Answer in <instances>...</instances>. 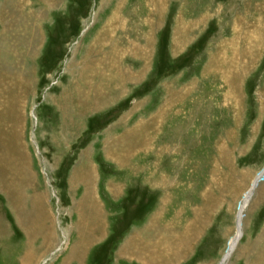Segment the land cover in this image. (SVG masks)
Masks as SVG:
<instances>
[{
  "label": "rangeland",
  "instance_id": "rangeland-1",
  "mask_svg": "<svg viewBox=\"0 0 264 264\" xmlns=\"http://www.w3.org/2000/svg\"><path fill=\"white\" fill-rule=\"evenodd\" d=\"M167 175L135 260L264 264V0H0V264H138Z\"/></svg>",
  "mask_w": 264,
  "mask_h": 264
},
{
  "label": "bare ground",
  "instance_id": "bare-ground-1",
  "mask_svg": "<svg viewBox=\"0 0 264 264\" xmlns=\"http://www.w3.org/2000/svg\"><path fill=\"white\" fill-rule=\"evenodd\" d=\"M33 1H35V0H33ZM27 4V3H26ZM29 5V4H28ZM27 15L28 16H30V18H32V15H31V13H27ZM26 27V26H25ZM29 29H30V27H29ZM19 36V35H18ZM22 36H24V35H22ZM21 37V36H20ZM25 37V36H24ZM11 39V38H10ZM20 40H21V38H19ZM18 37L17 38H15V39H13L12 38V42H17L18 43ZM8 40V39H7ZM19 40V41H20ZM3 41V40H2ZM10 43H11V41H9ZM20 43V42H19ZM19 43L18 44H16L15 43V45H19ZM21 44V43H20ZM7 45V44H6ZM13 45H14V43H13ZM14 47V46H13ZM15 48V47H14ZM19 48H20V46H19ZM239 52V51H238ZM13 53H15V52H13ZM235 53V52H234ZM234 55V57H235V54H233ZM237 56V55H236ZM221 58H223V56L221 57ZM220 58V59H221ZM226 58V57H225ZM212 63V62H211ZM216 63L217 64H225V65H227V59L225 60V62H220V60H218V59H215L214 61H213V67H214V69H215V67H216ZM229 64V63H228ZM221 65V66H222ZM111 67L112 68H114V70L116 71V68L114 67V65L113 64H111ZM93 69H96V71L98 72V68L97 67H95V68H93ZM119 69V68H118ZM217 69H218V67H217ZM230 69V68H229ZM218 71H219V69H218ZM91 72H92V76H95L96 74L94 73L95 71L94 70H91ZM100 72H102V71H100ZM211 72V71H210ZM212 72H213V70H212ZM121 73H122V70H121ZM224 74V73H223ZM228 74H229V72H228ZM89 77L91 78V75H89ZM87 79L89 80V78H88V76H87ZM85 80V79H84ZM113 83H115V77H109V76H106V77H104L103 79H101V82L99 81V82H94V83H92V82H90L89 84H87V83H82V85H81V89H80V91H81V93H83L84 95L85 94H87V92H89L88 90H91V89H94L93 91V93H94V96L95 95H99V96H101V95H103L106 91H107V89H112V88H114V87H112V85H113ZM112 87V88H111ZM87 90V91H86ZM96 97V96H95ZM183 97H185V95H183ZM168 103V102H167ZM198 103V102H197ZM63 104H64V102L63 101H61L60 103H59V106H63ZM198 105V104H197ZM168 106H170L169 105V103H168ZM171 108V107H170ZM165 110H170V109H166L165 108ZM208 110V109H207ZM163 111V110H162ZM164 112V111H163ZM183 113V112H182ZM186 113V112H185ZM199 113V112H198ZM206 114V113H205ZM207 114H208V112H207ZM169 115L170 114H167V116H166V119H165V122H167L168 120H169ZM179 115H181V113L179 114ZM198 115H200V114H198ZM197 115V116H198ZM208 116H209V114H208ZM208 116L207 115H204L203 114V117L202 118H200L201 119V121H202V119H204V117H206V123L208 122L207 121V119H208ZM163 117V116H162ZM185 117H187V116H185ZM193 117V116H192ZM196 117V116H195ZM163 118H165V117H163ZM197 120V119H196ZM162 123H164V122H162ZM195 123V122H194ZM203 124V127H201L202 128V131H200V129L198 128V127H192V126H190L191 127V131H189V133H186V135H184L185 137L187 136V135H193L195 138H198V135H199V133L201 134H203L204 132H205V129L204 128H206V126H207V124L205 125L204 123H202ZM186 124H184V126H185ZM191 125V124H190ZM205 126V127H204ZM178 130H180L179 128H178ZM186 130H188V128H186ZM185 130V131H186ZM190 130V129H189ZM207 130V129H206ZM184 132V131H183ZM177 133H179V132H177ZM183 134V133H182ZM167 135V134H166ZM176 138V137H175ZM187 138V137H186ZM189 138H190V136H189ZM188 140V139H187ZM195 140V139H194ZM193 140V141H194ZM190 141V140H189ZM173 142V141H172ZM185 142V141H184ZM192 142V141H191ZM179 147V146H178ZM177 147V148H178ZM163 149V148H162ZM186 150V149H185ZM164 151V150H163ZM169 151V150H168ZM175 151H177L176 149H175ZM171 153V152H170ZM177 153H178V151H177ZM176 152H175V159H177V156H178V154H177ZM183 155V154H182ZM189 155V154H188ZM171 156V155H170ZM170 156H166V157H168L167 159H168V161H169V159H172V156H171V158H170ZM188 157V156H187ZM191 157V156H190ZM190 160V161H189ZM187 162H192L191 161V159H189ZM163 161V160H162ZM171 161V160H170ZM175 161V160H174ZM179 161V160H178ZM166 163V162H165ZM164 163V164H165ZM171 163V162H170ZM175 163V162H174ZM179 163V162H178ZM181 163V162H180ZM185 164V163H184ZM189 164V163H188ZM178 165V164H177ZM167 167H168V164H167ZM171 167V166H170ZM182 167V166H181ZM187 167V166H186ZM186 167H184V174H186L185 172V170H187L186 169ZM191 167V166H190ZM172 168H173V165H172ZM183 168V167H182ZM188 168V167H187ZM193 168V167H192ZM149 170H150V168H149ZM152 170V169H151ZM169 170H171V169H169ZM181 171V170H180ZM154 172V173H153ZM167 172V171H166ZM172 172V171H171ZM183 172V171H182ZM193 172H195V171H192V173ZM155 170L154 171H152V174H150L149 175V180H151L153 177H155ZM162 173V172H161ZM176 173V172H175ZM174 173V174H175ZM165 175V174H164ZM163 175V176H164ZM189 175V174H188ZM88 176V175H87ZM90 176V175H89ZM86 177V182L88 183L89 182V179H90V177ZM160 177V176H159ZM162 177V176H161ZM171 178V177H170ZM181 178V177H180ZM154 179V178H153ZM160 179V178H159ZM177 179V178H176ZM188 179V178H187ZM184 180V179H183ZM258 180V179H257ZM160 181L159 180H154V182H153V184L155 185V186H157V184L159 183ZM257 181H255L254 182V184H253V187H252V190H254L255 189V186L257 185V183H256ZM151 184V183H150ZM89 185V184H88ZM186 185V184H185ZM184 185V186H185ZM179 186H182L183 187V184H182V182H179V181H175V180H173V181H171V179H169V175H167V177L165 176V179H164V184H162V187L164 188V189H161V191H162V193H164L165 195H164V197H162L161 198V200H160V204L157 206V208L159 207V210H157L156 211V213H153V214H151V215H149V219L146 221L147 222V224L145 225V227L147 228H145L146 229V231H147V235H148V237H145L144 238V241H143V239H142V236L139 234V232H135L134 234L132 233V235L130 236V238H129V243H128V245H127V249L129 250L128 252H130V256L132 257V259L134 258V256H135V254L136 253H138L139 252V250L141 251V250H147V251H150L151 249H152V247H153V245H152V239H154L155 238V236L159 233V226H160V224L162 223H160V221H162L163 219L165 220L166 219V217L165 216H163L164 215V210L167 208V207H169V206H174V204L171 202V199H172V197H174L172 194H171V189H172V187L174 188V187H179ZM192 186V185H191ZM89 187V186H88ZM90 187L92 188V186L90 185ZM89 187V189L91 190V188ZM161 188V187H160ZM208 190V189H207ZM170 191V192H169ZM185 191V190H184ZM184 193V192H183ZM182 192H181V194H183ZM252 193V191L249 193V195L244 199V201L242 202V204H241V207H240V212H239V215H238V226H237V231H238V234H237V236L234 238V239H232V241L230 242V244H229V248H228V251H227V253L224 255V259H223V261H225V260H227L228 259V257L231 255V253H232V251L235 249V247H236V245H237V243H238V240H239V237H240V235H241V228H242V211H243V209H245V207H246V205H247V202H248V199H249V197H250V194ZM176 196V195H175ZM184 194L181 196V200H182V198L184 199ZM197 196V195H196ZM203 197V196H202ZM206 197H208V196H206ZM92 198V199H91ZM174 198H176V197H174ZM188 198V197H187ZM192 198V197H191ZM191 198H189V199H191ZM192 200V199H191ZM82 202L83 203H85L86 204V206L88 207V208H90L93 212H95L96 213V215H97V217L98 218H101L102 219V216H103V211L101 210V208H102V206H101V204H100V202L98 201V199L96 200V199H94L92 196H89L88 197V195L85 197V198H83L82 199ZM190 202V201H189ZM170 203H172V204H170ZM88 204V205H87ZM170 204V205H169ZM191 207V206H190ZM198 209V208H197ZM204 210V209H203ZM167 213V212H166ZM181 213H182V211H181ZM198 214V213H197ZM206 214V213H205ZM174 215V214H173ZM182 215V214H181ZM194 215H195V213H194ZM205 216V215H204ZM203 216V217H204ZM175 217L176 218H172V220H178L179 219V217H181V216H179V214H175ZM163 220V221H164ZM102 221V220H101ZM165 221H167V219L165 220ZM181 221V220H180ZM99 222H100V220H99ZM145 222V223H146ZM182 222V221H181ZM163 223H165V222H163ZM206 222H204V224H205ZM171 224V223H170ZM170 224H169V226H170ZM181 224V223H180ZM203 224V223H202ZM136 225H139L140 226V224H136ZM159 225V226H158ZM162 225V224H161ZM192 224H190V226H191ZM172 226V225H171ZM182 226V228L185 226V225H181ZM193 226V225H192ZM142 227H143V225H142ZM174 227V226H173ZM187 227V226H186ZM171 228V227H170ZM143 229H144V227H143ZM142 229V230H143ZM167 229V228H166ZM169 229V228H168ZM198 230V229H197ZM167 231V230H166ZM140 236H141V238H140ZM161 236V235H160ZM178 237V236H177ZM176 237V238H177ZM94 238H95V235H94ZM162 238V237H161ZM174 238H175V236H174ZM96 239V238H95ZM141 239V240H140ZM166 239V238H165ZM92 240V239H91ZM141 242H140V241ZM169 240H170V238H169ZM171 241V240H170ZM160 242V241H159ZM163 242V241H162ZM154 243V242H153ZM165 243V242H164ZM169 244V243H168ZM176 244H177V242H176ZM166 245V244H165ZM163 246H164V244H163ZM159 247V246H158ZM154 248V247H153ZM161 248V247H160ZM163 248V247H162ZM153 250V249H152ZM155 250V249H154ZM166 251H168V250H166ZM127 252V253H128ZM145 252V251H144ZM146 253V252H145ZM154 253V252H153ZM160 253V252H159ZM148 254V253H147ZM164 254V253H163ZM162 254V255H163ZM151 255V254H150ZM157 255V254H156ZM141 256V255H140ZM161 256V255H160ZM175 257L177 256L176 254L174 255ZM136 257V256H135ZM143 257V256H142ZM163 257V256H162ZM161 257V258H162ZM130 258V257H129ZM128 258V259H129ZM146 258V257H145ZM151 258V257H150ZM155 258V257H154ZM139 259V258H138ZM138 259H136L135 260V258L133 259V261H136V263H138V264H146L145 263V260H143L144 258H142V259H140V261H138ZM148 260V259H147ZM156 260V259H155ZM157 260H159V259H157ZM156 260V261H157ZM182 260H184L183 258H182ZM151 261V260H150ZM153 261V260H152ZM168 262V261H167ZM148 263H149V261H148ZM169 263V262H168ZM155 264V263H154ZM159 264H161V262L159 263ZM164 264V263H163Z\"/></svg>",
  "mask_w": 264,
  "mask_h": 264
},
{
  "label": "crops",
  "instance_id": "crops-1",
  "mask_svg": "<svg viewBox=\"0 0 264 264\" xmlns=\"http://www.w3.org/2000/svg\"><path fill=\"white\" fill-rule=\"evenodd\" d=\"M94 226H95V240L94 241H91V238L92 237H89L88 235H86L87 236V242L88 241H91L92 243L93 242H97V241H99V240H102L103 239V237H105V229L103 228V226L101 227L100 225H98L97 223H94ZM131 234H132V232L131 233H129L128 235H127V239H126V241L124 242V243H126L128 240H129V238H130V236H131ZM123 243V244H124ZM89 245H91V244H88L87 246H89ZM87 246H86V248H87ZM120 252H121V249H120ZM120 252H119V254H120ZM79 256V255H78ZM120 256V258H121V260H123L124 262H129L127 259H125V258H123L122 256H121V254L119 255ZM77 264H80L79 262H76ZM130 263V262H129ZM131 264V263H130Z\"/></svg>",
  "mask_w": 264,
  "mask_h": 264
}]
</instances>
